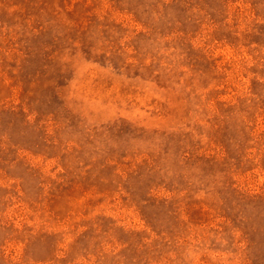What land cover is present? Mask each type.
<instances>
[{"label":"rangeland","instance_id":"1","mask_svg":"<svg viewBox=\"0 0 264 264\" xmlns=\"http://www.w3.org/2000/svg\"><path fill=\"white\" fill-rule=\"evenodd\" d=\"M0 264H264V0H0Z\"/></svg>","mask_w":264,"mask_h":264}]
</instances>
